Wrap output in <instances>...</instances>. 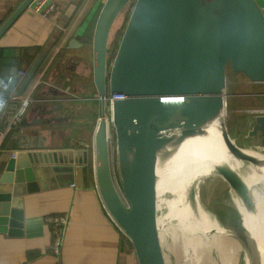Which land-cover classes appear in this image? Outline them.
<instances>
[{"label": "water", "instance_id": "95a60500", "mask_svg": "<svg viewBox=\"0 0 264 264\" xmlns=\"http://www.w3.org/2000/svg\"><path fill=\"white\" fill-rule=\"evenodd\" d=\"M31 1L25 0L0 27V36ZM130 1L106 0L93 37V76L102 105L93 141L95 177L104 204L128 236L121 246L134 248L140 264H168L157 215L161 150L201 130L224 109L227 64L253 81L264 82V11L257 0H135L109 68L110 32ZM45 57L40 53L26 73L13 76L4 92L22 96ZM115 93L126 97L108 104L109 95ZM107 105L115 138L114 157ZM60 108V103H41L31 110L38 109L50 117L32 122L25 119L23 123L52 124L60 118L56 115ZM45 130L14 132L9 146L25 150L49 147L52 143ZM174 132L176 137L172 136ZM248 135L253 137L250 149L232 140L225 123L222 139L234 157L248 162L260 160L248 150L264 156V113L255 116ZM38 159L34 154L24 162L11 157L7 170L21 177L27 168L29 177H34L29 167ZM219 172L234 190L240 188L242 195H247V187L238 175L225 169ZM196 193L193 196H197L201 210L220 224L221 217L206 209ZM244 198L247 200L248 195ZM222 220L234 230L231 235L247 244L253 264H264V251L257 249L242 213L235 219L229 211ZM215 228L217 232L228 230L220 225Z\"/></svg>", "mask_w": 264, "mask_h": 264}, {"label": "crops", "instance_id": "0c3cea01", "mask_svg": "<svg viewBox=\"0 0 264 264\" xmlns=\"http://www.w3.org/2000/svg\"><path fill=\"white\" fill-rule=\"evenodd\" d=\"M24 1L0 0V27ZM55 1L56 11L48 17L28 6L0 36V218L5 219L0 220V264L57 263L46 217L60 213L67 215L68 225L59 264H140L134 248L121 246L125 234L108 213L95 181L93 141L100 120L95 108L101 100L93 76V37L106 0ZM257 1L264 11V0ZM40 53L46 57L25 93L4 92ZM27 97L34 100L14 125ZM41 103L62 104L56 110L60 118L52 124H24L25 119L50 117L31 110ZM42 129L51 146L10 148L14 132ZM32 154L39 158L29 167L34 177L27 168L21 177L7 170L11 157L24 162Z\"/></svg>", "mask_w": 264, "mask_h": 264}, {"label": "rangeland", "instance_id": "374dc122", "mask_svg": "<svg viewBox=\"0 0 264 264\" xmlns=\"http://www.w3.org/2000/svg\"><path fill=\"white\" fill-rule=\"evenodd\" d=\"M134 1H130L124 7L111 29L107 54L109 68L114 61L120 45L134 6ZM89 48L91 49V45H89ZM254 83L245 73L235 71L232 69L230 63L227 64L225 98L228 113L226 126L232 140L247 149L253 148V145L249 146V144H252L253 137H250L248 134L255 122V116L264 113V94H262L264 93V82ZM256 90L259 93L255 94L254 91ZM101 108L102 105L99 108L98 104L95 108L99 118L101 117ZM106 116L108 118L110 132L112 133L111 110L108 105ZM248 163V161H244L245 166L242 168V172L248 170ZM114 170L116 172V178L119 180L116 162H114ZM258 187L262 191L264 203V182H259ZM195 189L203 203L207 205H205L206 209L218 214L221 217L219 219L216 216L220 221L219 225L228 228V230L225 232L213 230L211 235L206 234L209 237L200 235V233L186 234L179 220L169 215L170 207L167 200L172 199L175 194L169 188L165 189L159 197L158 202H160L161 206L158 207L157 215L161 219L160 234L168 264H246V256L248 253L247 244L236 235H231L235 233L234 230L231 227H227L222 220L227 216L229 211L233 213L235 219L241 216L239 202L237 200L239 196L234 188L219 171H215L205 176H199L195 182ZM249 234L253 238L250 231ZM198 238L203 239L199 240ZM191 239L195 240L193 241ZM227 239L229 240L226 242ZM195 245L198 248H195ZM188 247L192 252L190 258L186 257Z\"/></svg>", "mask_w": 264, "mask_h": 264}, {"label": "bare ground", "instance_id": "6f19581e", "mask_svg": "<svg viewBox=\"0 0 264 264\" xmlns=\"http://www.w3.org/2000/svg\"><path fill=\"white\" fill-rule=\"evenodd\" d=\"M227 113V106L224 105L220 114L205 123L201 130L190 132L180 142L170 143L169 147L161 150L157 164L158 201L161 192L169 188L175 194L172 199L167 200L170 207L169 215L179 220L186 234L200 233L209 237L206 234L211 235L219 224L201 210L197 196H193V192L196 193V179L220 169L235 173L247 187V200L244 198L247 195L243 196L240 188L235 189L239 196L237 200L244 224L252 234L257 249L262 252L264 251V203L258 183L264 182V156L260 152L248 150L260 160L249 162L248 170L242 172L244 161L234 157L222 139ZM172 136L176 137V132ZM159 206H161L160 202H158ZM160 220L158 217L159 228ZM187 249L186 257L190 258L192 252L189 247ZM246 264H253L249 255Z\"/></svg>", "mask_w": 264, "mask_h": 264}, {"label": "built area", "instance_id": "2783aa9c", "mask_svg": "<svg viewBox=\"0 0 264 264\" xmlns=\"http://www.w3.org/2000/svg\"><path fill=\"white\" fill-rule=\"evenodd\" d=\"M29 7H31L35 12H37L43 16L48 17L56 11L57 4H56L55 0H32L31 3L29 4ZM125 97H126V95L123 93H120V94L115 93V94L109 95L108 101H113L114 99H121V98H125ZM33 100L34 99H31L30 97H27L23 100L19 110L14 115V118H13L14 125L20 123V121L22 120L28 106L30 105V103ZM110 140H111V147H112V155L114 157L115 156L114 134L110 135ZM95 181H96V177H95ZM96 185H97V181H96ZM102 201H103V199H102ZM103 203H104V201H103ZM105 207H106V205H105ZM106 209H107V207H106ZM107 211L110 214V216L112 217V219L114 220V222L116 223V225L125 234V237L123 239L127 240L128 236H127L126 232L118 224V222L111 215V213L108 209H107ZM46 220L49 222L50 227H51V234H52V240H51V244H50L51 253L56 258H58V262L55 264H59V257L62 253V248H63L64 239H65L66 230H67V225H68V217H67V215H64L61 213L60 214H51V215L46 217Z\"/></svg>", "mask_w": 264, "mask_h": 264}, {"label": "trees", "instance_id": "16d2710c", "mask_svg": "<svg viewBox=\"0 0 264 264\" xmlns=\"http://www.w3.org/2000/svg\"><path fill=\"white\" fill-rule=\"evenodd\" d=\"M108 104H109V101H108ZM10 136H11V134L7 135V137H6L5 141H4V144H3L4 146H7Z\"/></svg>", "mask_w": 264, "mask_h": 264}, {"label": "flooded vegetation", "instance_id": "af4514ba", "mask_svg": "<svg viewBox=\"0 0 264 264\" xmlns=\"http://www.w3.org/2000/svg\"><path fill=\"white\" fill-rule=\"evenodd\" d=\"M207 206V205H206Z\"/></svg>", "mask_w": 264, "mask_h": 264}]
</instances>
